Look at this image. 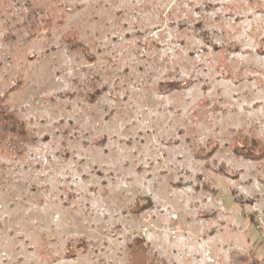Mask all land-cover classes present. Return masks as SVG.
<instances>
[{
    "label": "rangeland",
    "instance_id": "rangeland-1",
    "mask_svg": "<svg viewBox=\"0 0 264 264\" xmlns=\"http://www.w3.org/2000/svg\"><path fill=\"white\" fill-rule=\"evenodd\" d=\"M3 94L38 141L0 152V264H264V0H0Z\"/></svg>",
    "mask_w": 264,
    "mask_h": 264
},
{
    "label": "trees",
    "instance_id": "trees-1",
    "mask_svg": "<svg viewBox=\"0 0 264 264\" xmlns=\"http://www.w3.org/2000/svg\"><path fill=\"white\" fill-rule=\"evenodd\" d=\"M30 5V4H29ZM41 11L30 8L24 14L21 24L30 31L29 39H37L45 26L41 24ZM65 48L72 54H85L87 58L94 59L87 54L84 42L78 32L70 30L62 36ZM20 83V82H19ZM188 84L183 82H169L161 84V89H181ZM7 94L0 97V152L7 156L19 159L23 158L30 146L37 143V136L30 130L27 122L17 114L7 103ZM231 144L237 156L248 160L260 161L264 159V143L257 138L248 139L239 131L232 139ZM152 204L150 198L141 197L134 206L136 212H142ZM148 247L138 239L127 246L128 264H151L147 256ZM74 255V252H70Z\"/></svg>",
    "mask_w": 264,
    "mask_h": 264
}]
</instances>
